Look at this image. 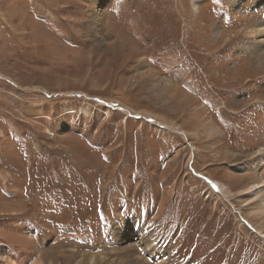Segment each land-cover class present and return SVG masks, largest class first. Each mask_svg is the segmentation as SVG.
Listing matches in <instances>:
<instances>
[{"label":"rangeland","instance_id":"rangeland-1","mask_svg":"<svg viewBox=\"0 0 264 264\" xmlns=\"http://www.w3.org/2000/svg\"><path fill=\"white\" fill-rule=\"evenodd\" d=\"M250 29L264 0H0V264H72L61 241L114 259L134 222L170 264H264L236 212L264 231L262 210L199 176L233 193L264 179L244 157L264 147Z\"/></svg>","mask_w":264,"mask_h":264},{"label":"bare ground","instance_id":"bare-ground-1","mask_svg":"<svg viewBox=\"0 0 264 264\" xmlns=\"http://www.w3.org/2000/svg\"><path fill=\"white\" fill-rule=\"evenodd\" d=\"M96 19L98 20V15H96ZM248 33H250L251 35H254L255 39L258 38V42L264 41V38L258 37L259 34L261 36H263V34H264L260 30H251L250 29V31ZM172 46L176 47L174 42H173ZM259 50H257V48H254V51H256V55L258 56V58L256 61L252 60V62L257 63L256 68H261V64L263 63V59H262L263 57H262V55H260L261 50H260V52H259ZM250 62H251V60H250ZM220 71H225V73H226V70L219 69L217 72H215V74L221 75ZM227 72H228L227 74L230 73V71H227ZM180 73L183 74V70ZM206 73H207V70H206ZM229 78L232 79V77H229ZM258 100H260V99H258ZM171 101H172V105L173 104L178 105L180 98L177 94H174L171 97ZM188 102L184 100L185 104H188ZM202 110H203V108H202ZM125 112L129 113L128 110H126ZM165 127L166 128H175L177 130L179 129L176 126L166 125ZM178 132L184 133L183 131H180V130ZM188 145L190 148H192L190 143ZM244 157L246 159H249V160L250 159L256 160L257 158H260L256 163L253 161L248 162L251 165L256 164V167L258 166L257 169L255 167L256 170L252 173L256 177V175H257L256 173H258V171L260 170L259 168L264 165V147L260 146L259 148L255 149L251 153H248ZM188 162H189V159L186 161V164H188ZM246 167L247 166H245L244 163H237V164L231 165V170L232 171H242V170L246 169ZM199 176L207 184H209V186H211L214 190L217 191L215 193L214 191L211 190V192L217 194V196L224 198L226 201H230L231 197L232 198L234 197L235 199H238V200L243 201V202L245 201L246 202L245 205H249V204L252 205L251 209L254 212L253 214L258 215L259 211L256 212V210H262L261 213L264 214V179L263 178L262 179H260V178L256 179V181H254L253 183L248 184L245 187H243V188L237 190L235 193H233L229 187H227L226 185H224L220 181H217V180L215 181L211 177H207V176H202V175H199ZM58 184H59V187L58 186L57 187L61 188L60 187L61 180L58 182ZM61 196H62V194L60 193V199H61ZM66 198L67 197H64L63 200ZM258 201H260V202L258 203ZM236 212L238 213V216H237L239 219L238 221H240V222L242 221L239 224L240 225L241 224L247 225L259 238L262 239V241H264V231L262 230V227H261L262 225L261 224H260L261 226L260 225H257V226L253 225L249 222V220L243 218L240 210L236 209ZM250 217H252V216L250 215ZM143 226L144 225H141L139 222L138 223L134 222L133 224H130V225H123L122 226V224H121V226L119 227L118 230H114V234L112 235L113 241H114L113 243H119L122 239L128 240V239L132 238L134 240V244L127 245L126 247H123L122 249H114V248L109 249L110 253H114L116 255L120 254V256H118L114 259L107 258L106 252L93 253L92 250H90V247L88 249H86V244L83 247L85 251L78 249V247L71 248L69 250L68 249H62L61 247L66 246L65 243H67V242L64 243L62 241L58 243V247H59L58 249L56 246H54L53 252L57 253V257H60V258L63 257V259H68L69 261L73 262L72 264H170V261L167 258L168 255L166 254L165 246H163L162 242H160L158 239H156ZM211 235H213V233ZM213 239H214V241H216L215 237ZM228 242L229 241L226 237L219 240L218 244L220 246L218 245L217 248L218 247L222 248V246L228 244ZM131 250L134 252V254H130ZM149 260H150V263H148ZM52 262L53 261L49 262V264H53ZM38 264H43V263L39 261Z\"/></svg>","mask_w":264,"mask_h":264}]
</instances>
